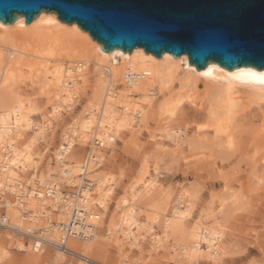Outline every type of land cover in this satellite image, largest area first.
Segmentation results:
<instances>
[{
    "label": "bare ground",
    "instance_id": "obj_1",
    "mask_svg": "<svg viewBox=\"0 0 264 264\" xmlns=\"http://www.w3.org/2000/svg\"><path fill=\"white\" fill-rule=\"evenodd\" d=\"M118 59L121 61L118 62ZM64 63L67 65L64 66ZM22 69L28 71L29 81L38 87L41 97L47 99L48 105L52 107L51 118H47L34 102L25 99L17 91L18 84L21 86L23 81ZM0 72L3 74L0 83V143L7 141L15 144L14 162L23 160L27 167L38 162L39 158L33 155V150L44 139L45 122L51 123L52 115L58 116L63 108L71 110V106L80 95L91 86L90 79H93V100L84 112L86 115L70 126L72 131H79L81 135L97 127L98 130H109L114 137H120L121 133L133 128L136 118H140L138 112L143 113V118L148 114L158 94H171L160 104V118L166 116L173 118L184 104L185 99L182 95L187 92H198L203 99L199 98L207 104L204 112L209 118V127L214 133L213 139L203 140L204 138L192 136L185 141L186 136L179 130H168L165 127L161 131L163 136L175 141L174 145L185 141L194 149L206 145L216 150L219 155L215 161L224 164L231 161L229 153L234 151L238 143L239 137H235L234 131L239 124H244L248 119L253 122L259 120L264 122V69L242 66L230 70L218 63L210 62L206 68L199 70L190 63L187 55L176 57L165 52L158 58L152 53H147L143 48H136L132 52L120 49L106 52L103 46L77 23H66L60 20L56 13L47 10H43L30 24L26 23L24 15L17 16L11 24H5L0 20ZM127 72L139 73L142 78L128 86L125 80ZM145 73L147 76H144ZM176 86H179V90L173 95L172 90ZM251 111L254 112L250 113ZM36 114L42 115L45 119L43 123L34 121L33 116ZM36 126L38 131L35 132V136L20 149L18 145L20 138ZM262 127L264 129V124ZM80 144L82 147L86 146L85 142ZM71 170L73 175L80 172V168L71 167ZM141 171L144 175L147 173V168ZM58 174L53 172L49 176L56 177ZM253 176L264 178V174ZM111 179L112 177L107 178L108 181ZM104 184V181L97 182L96 191L89 196L91 199L89 209L95 208L94 202H98L105 213L107 200L113 193L111 190L104 193ZM134 188L136 187L133 186L132 189ZM181 198L187 200L185 196ZM167 203L159 205L158 210L166 212ZM32 204L36 207L38 203L33 201ZM121 204L126 210L120 212L121 218L112 220L111 228L109 227L110 230L107 231L109 239L100 236L96 238V233L87 241L89 244L70 238L67 247L74 253L91 258L111 249V244L105 240L112 239L114 242L112 246L121 252L123 241L132 239L134 242L131 246L138 248L139 243L144 242L142 237L144 234L154 235L151 234L154 231L153 226L137 222L134 208L136 206L133 202L124 198ZM191 205L189 200L187 207ZM190 211L191 209L176 208L171 216L166 214L163 234L157 236L158 243H170L174 239L178 246L183 244L181 250L184 255H181L180 259L185 258L188 263L213 261L219 252L214 255L211 249H200L201 230L205 228L210 237L217 235L222 238L224 234L219 229L211 230L207 226L198 227V231L195 227H188L186 222L191 219ZM104 213H99L100 219L93 218L91 223L99 226L104 219L102 216ZM156 221H158L157 216L153 218V222ZM14 222L18 226H23L15 216ZM116 234H118L117 238L114 236ZM59 239L60 233L55 231L53 240L59 241ZM210 240L208 239V243H211L212 248L213 241ZM220 244L218 248H221ZM159 247H153L152 251H157ZM177 248L179 247L171 246L173 256L177 255ZM127 254L126 252L123 256V262L131 256ZM65 256L66 254L61 252L57 255L64 260ZM8 257L4 241H0V258Z\"/></svg>",
    "mask_w": 264,
    "mask_h": 264
},
{
    "label": "rangeland",
    "instance_id": "obj_2",
    "mask_svg": "<svg viewBox=\"0 0 264 264\" xmlns=\"http://www.w3.org/2000/svg\"><path fill=\"white\" fill-rule=\"evenodd\" d=\"M22 73L23 81L21 86L18 84L17 91L25 99L34 102L47 118H51L52 107L48 105L47 99L41 97L38 87L29 81L28 71L22 69ZM2 76L0 72V83ZM90 81L91 86L80 95L71 110L63 108L58 116L52 115L51 133L45 132L42 142L34 148L33 155L39 158L36 165L42 177L61 172L54 155L62 142L63 133L86 115L84 112L93 100V79ZM178 90L179 86H176L172 94L178 93ZM170 96V93L158 94L148 114L143 118V113L138 112L140 118H136L133 128L121 133L120 137L116 136L117 142L100 153L103 163L92 178L97 182H105L103 191L112 183L113 189L109 190L113 194L107 200V209L102 215L104 219L100 222L96 238H110L107 231L111 228L112 220L121 218V213L126 210L121 204L124 198H128L136 206L137 222L153 226L154 231L151 234L162 236L166 214L171 216L177 197L185 196L192 203L186 207L187 210L191 209V219L186 222L188 227H195L198 231V227L207 226L211 230L219 229L223 232L219 255L213 261L188 263L185 258L180 259L184 255L181 250L183 244L178 246L173 239L170 243L161 242L159 249L152 251L150 238L153 235L146 233L142 236L144 242L141 241L138 248L136 247L137 251L128 249L125 240L122 242V251L118 252L112 246L114 242L111 239L105 240L111 244V249L91 258L104 264H125L122 258L127 252V255L137 258L142 264H264V178L253 176L264 174L263 120L253 122L248 119L244 124H239L234 131L235 137H239L238 143L234 151L229 153L231 161L219 163L215 161L219 155L216 150L206 145L199 146L196 150L185 143L192 136L204 138L203 140L214 137L209 127V118L204 112L207 104L201 100V94H183L184 104L177 110L176 116L160 118V104ZM252 112L254 111L250 113ZM33 119L37 123L45 120L40 114L34 115ZM165 127L168 130L181 131L186 136L185 141L174 145V140L163 136L161 130ZM26 133L18 142L20 149L35 136V131L31 129ZM86 151L81 144L76 146L69 158L70 167L79 169ZM254 158L257 161L253 162ZM145 167L147 173L143 175L141 169ZM77 174L79 173H74V176ZM109 177H112L110 181L107 180ZM133 186L136 188L132 189ZM166 203V212H160L157 207ZM97 212L100 213L98 210ZM156 216L158 221L154 223L153 218ZM114 236L117 238L118 234ZM21 240L16 235L0 230V241H4L9 255L6 259L0 258V264H87L76 255L66 254L65 260L60 259L57 257L60 252L51 248H45L39 253L31 248L25 253L18 252L15 247ZM172 245L179 247L177 255L173 256L171 253Z\"/></svg>",
    "mask_w": 264,
    "mask_h": 264
},
{
    "label": "water",
    "instance_id": "obj_3",
    "mask_svg": "<svg viewBox=\"0 0 264 264\" xmlns=\"http://www.w3.org/2000/svg\"><path fill=\"white\" fill-rule=\"evenodd\" d=\"M43 10L77 23L106 52L187 55L199 70L264 69V0H0V20L30 24Z\"/></svg>",
    "mask_w": 264,
    "mask_h": 264
},
{
    "label": "built area",
    "instance_id": "obj_4",
    "mask_svg": "<svg viewBox=\"0 0 264 264\" xmlns=\"http://www.w3.org/2000/svg\"><path fill=\"white\" fill-rule=\"evenodd\" d=\"M141 78L142 75L136 72L125 74L128 86ZM44 129L46 133H51V123L45 122ZM32 130L38 131V126ZM97 130L98 128L94 127L81 135L79 131L74 132L71 128L63 133L62 142L54 155V160L61 170L56 177L53 175L42 177L37 165L27 167L23 160L14 162L16 145L7 141L0 143V230L22 239L15 247L18 252L25 253L31 248L39 253L45 248H51L61 253L79 256L87 264H103L85 255L74 253L67 247L70 238L85 242L91 240L99 230L97 224L91 223L93 218L100 219L96 209L104 213L98 202H94L95 208H88L91 201L89 196L97 189V180L92 176L102 166L100 153L117 140L109 130L99 129V132ZM81 142L86 143L87 151L79 167V174L74 176L69 158L71 151ZM112 186V183L108 184L104 193ZM33 201L38 203L36 207H33ZM187 205L188 201L178 196L172 212L176 208L185 210ZM14 216L23 224L22 227L15 224ZM55 231L60 233L59 241L53 240ZM201 235L200 249H211V252L217 255L222 238L217 235L210 237L205 228L201 230ZM157 236L153 235V239L150 238L151 248L160 246ZM208 239L213 241L212 248ZM133 242L132 239L127 240L128 249L137 251L131 246ZM124 263L140 264L137 258L132 257L125 259Z\"/></svg>",
    "mask_w": 264,
    "mask_h": 264
}]
</instances>
